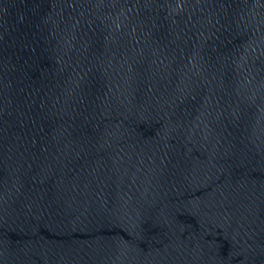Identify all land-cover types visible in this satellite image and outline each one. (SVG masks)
Masks as SVG:
<instances>
[{
  "label": "water",
  "instance_id": "1",
  "mask_svg": "<svg viewBox=\"0 0 264 264\" xmlns=\"http://www.w3.org/2000/svg\"><path fill=\"white\" fill-rule=\"evenodd\" d=\"M0 264H264V0H0Z\"/></svg>",
  "mask_w": 264,
  "mask_h": 264
}]
</instances>
